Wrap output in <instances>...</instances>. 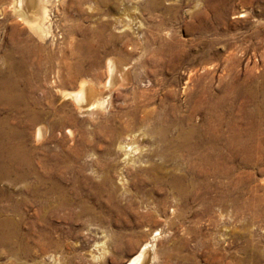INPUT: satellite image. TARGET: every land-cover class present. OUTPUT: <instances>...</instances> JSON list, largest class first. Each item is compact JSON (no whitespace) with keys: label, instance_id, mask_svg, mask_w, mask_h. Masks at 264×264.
I'll list each match as a JSON object with an SVG mask.
<instances>
[{"label":"rangeland","instance_id":"1","mask_svg":"<svg viewBox=\"0 0 264 264\" xmlns=\"http://www.w3.org/2000/svg\"><path fill=\"white\" fill-rule=\"evenodd\" d=\"M42 4L47 16L36 33L17 19L13 0H0V72L38 115L24 127L35 167L55 169L50 178L72 205L53 216L41 211L43 219L38 206L19 207L21 220L0 204L22 232L56 242L28 237L29 254L16 256L13 241L0 247V264H124L144 244L150 264H264V111L263 122L252 119L253 140L240 137L247 151L225 150L247 128L245 90L257 102L264 96V0ZM83 81L100 107L79 109L68 97ZM206 120L217 145L205 150L201 174L199 151L177 153L159 132L167 127V140L175 139ZM119 144L133 148L129 161ZM177 176L189 191L199 188L188 204L168 183ZM32 181L0 187L22 191Z\"/></svg>","mask_w":264,"mask_h":264},{"label":"bare ground","instance_id":"2","mask_svg":"<svg viewBox=\"0 0 264 264\" xmlns=\"http://www.w3.org/2000/svg\"><path fill=\"white\" fill-rule=\"evenodd\" d=\"M42 1L43 0H13V11L16 14L17 19L19 18L21 21L27 24L30 29L35 30L36 33L42 32V26L44 25L43 22L45 21L47 16V10L45 6H43L44 4H42ZM108 70L110 72L113 71V66L111 64L108 66ZM16 89L17 86L14 80L7 75H2V73L0 72V182H6L8 183L7 185L11 186L19 184L21 182H25L28 179H32L33 181L28 185L25 184V187L22 190L23 192L21 190L12 191L9 187H0V204L3 203L4 207H11L15 211L16 217H19L21 220H23L24 213L22 211H19L18 208L25 207L27 205L38 206L41 209L39 213H41L42 211L46 212V214H49L50 216H53L54 214H56L57 211L67 208L68 206L72 205V203L69 199H67L65 189L57 181H54L52 178H50V176L54 173L55 169L45 164L46 162H39L38 167H35V161L31 159L30 152L26 148V140L28 139V134L26 133V129L24 127L26 125H32L39 121L38 115L34 112L35 110H33L32 106L20 105L19 101L21 94H18L16 92ZM245 91L246 96L244 97V104L241 106L240 109L243 112L242 116L245 120V122L243 123L247 124V128L237 133L233 132L232 136L228 137V139L225 140V150L233 156L235 155L238 157L240 153L247 151H243L245 148L240 146V137L243 136L244 139L246 138L248 141H252L253 134H255L256 129H258L256 128L255 122H263L262 112L264 111V96H262L260 102H257L258 99L255 97L256 94L253 93L252 90L247 89ZM91 92H94L91 86L84 82L80 85L79 90L77 92L68 95V97L71 98L73 103L79 109H92L95 107H100L102 105L101 101L90 100L89 97L91 95ZM248 106H252L253 110L247 111L246 109H244ZM2 110H4L3 115L1 113ZM19 114H23L22 117H24L25 119L23 122L20 121L21 118L18 121L17 116ZM255 117L257 118V120L254 122L252 119L255 120ZM207 122L208 121L206 120L205 123H201L202 126H196L190 123V127L188 130L180 128L177 133V138L175 139L167 140V127L162 128L159 132V137H161L166 144L168 143L172 145L177 153L186 152L187 157L189 158L191 153H193L192 150L195 153L196 151H199L198 159L202 161V166L197 167V171H199L201 174H203V172L205 171L204 165L206 164L208 158L207 154L205 153V150L209 148L216 150L217 145V139L215 137L209 136V123L207 124ZM36 131V136L38 138L41 135V129L37 128ZM117 149L118 152L122 154L124 160L129 161L131 159L133 154L132 147L119 144ZM249 155L250 151L248 156ZM248 158H245L246 162H250V159ZM37 168H40L41 172ZM191 172L192 170H189V174L193 175L194 173L192 174ZM185 180L186 177L177 176L172 177L168 183L170 187L174 188L177 200L182 201L184 204H188L189 201H193L198 196L197 190L199 188L197 187V189H195L194 186L191 184L192 190L189 191L187 189L188 186L186 187V184H184ZM157 184L159 185V182ZM54 195H56L55 201H52V197ZM14 196H20V198H14ZM1 210L0 247H5V249H9V244H12L11 242L14 241L17 243L18 246H16V252L13 249L12 254L16 256H21V254L28 255L29 247L27 245V240L28 237L33 238V236H47V239L45 240L46 244L50 246L55 245L56 242L53 241L51 238H48L50 235L44 234V236H42L41 233L34 232V229L29 230V232L26 231L27 234L22 232L23 227H21V225L23 224H20V222H16L17 220L11 219L10 217L4 216ZM44 214L45 213H41L40 218L43 219V217L46 216V214ZM36 245H38V251L42 253L44 251L45 246L42 243H37ZM150 259L151 258L149 255V245L144 244L139 249V251L134 254L130 259H128V261L124 264H150Z\"/></svg>","mask_w":264,"mask_h":264}]
</instances>
